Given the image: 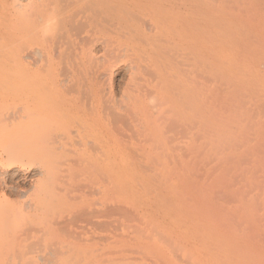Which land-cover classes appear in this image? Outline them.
Instances as JSON below:
<instances>
[{"label":"bare ground","instance_id":"obj_1","mask_svg":"<svg viewBox=\"0 0 264 264\" xmlns=\"http://www.w3.org/2000/svg\"><path fill=\"white\" fill-rule=\"evenodd\" d=\"M235 1L0 0V75L7 94L13 89L15 96L4 130L12 132L19 143L17 147L8 144L10 148L0 152V161L5 158L8 165L31 163L47 177L38 178L30 187L33 198L38 199L33 204H29L31 199L27 202L33 211L41 210L51 198L54 167L60 163H67L68 170L82 167L92 183L100 184L67 183L62 189L65 199H74V209L63 218L43 222H51L52 230L41 223L38 230L23 231V236L50 230L57 239L54 234L58 231L63 237L58 246L64 250L73 247L71 252L66 250L71 256L68 259L97 255L95 248L102 257L113 253L111 219L116 207L110 202L111 167L114 162L132 163L134 155L129 147L133 145L141 151V156L137 155L141 160L173 163L181 162L206 141L207 94L203 89L197 94L190 87L198 81L196 75L200 79L205 76L208 6ZM182 53L198 58L199 64H187L184 77L179 66ZM122 72L126 81L117 94L107 85H113L115 73ZM179 128L183 132L179 133ZM164 141L175 144L158 150ZM173 149L177 153L168 156ZM155 152L154 157L148 156ZM18 171L21 178L26 177L24 169ZM48 185H52L51 190ZM10 186L0 182V197L7 195ZM23 206L12 205L10 214L17 217L26 213ZM7 213L0 200V264H14L25 257L21 247L16 250L18 229L7 230ZM164 214L163 231L177 234L187 249V219L180 213ZM36 258L32 257L34 264L40 262Z\"/></svg>","mask_w":264,"mask_h":264},{"label":"rangeland","instance_id":"obj_2","mask_svg":"<svg viewBox=\"0 0 264 264\" xmlns=\"http://www.w3.org/2000/svg\"><path fill=\"white\" fill-rule=\"evenodd\" d=\"M207 11L205 76L200 79L196 75L198 81L190 87L197 94L202 89L207 94L206 141L195 146L187 158L173 163L163 159L162 162L152 160V163L141 160L137 146L129 147L134 155L131 156L132 163L131 160L128 163L114 162L116 164L111 167L110 202L113 208L116 207L113 213L116 215L111 219L114 228L111 226L110 252L113 253L102 257L100 249L95 248L97 255L86 259H68L71 256L66 250L71 252L73 247L66 246L64 250L58 246V240L63 237H59L61 234L58 235L56 228L54 236L57 234L58 238L51 236V222L48 226L46 222L63 218L74 209V199H65L62 189L67 183L100 184L92 183L93 179L83 172L82 167L68 170L67 163H60L54 167V183L53 179L50 182L53 187L49 186L50 183L48 185V189H52L51 198L41 210L33 211L31 207L28 209L27 202L31 199L29 204H33L38 199L33 198L35 195L31 194L30 187L47 177L40 174L36 165L27 163L30 164L28 168L26 163L25 166L20 163L8 165L2 158L0 182L11 185V189L7 188V195L0 197L1 203L8 208L7 230L10 227L18 229L15 231L16 250L19 246L25 253V257L16 259L14 264H34L32 257L40 260L35 264H264V0L210 4ZM182 54L183 62L179 66L180 75L184 77L183 69L187 64H199L198 58ZM116 74L112 80L114 84L107 87L112 86L111 89L120 94L126 75L123 72ZM2 79L3 83L4 77ZM2 90L0 152L11 143L15 144L14 147L19 144L12 132L4 130L7 115L12 111L14 90L10 89L8 94L4 87ZM153 103L150 102V107ZM179 130V133L183 132L182 128ZM172 143L175 144L174 141L160 142L158 150L173 146ZM176 153L173 149L168 156ZM19 168L26 171L25 178H21ZM12 186H15L13 190ZM21 203L27 205L23 212L30 210V213L12 216L9 208L14 204L21 206ZM170 203L176 207H171ZM164 211L183 214L187 219L190 233L187 249L180 244L177 234L163 231L162 217L167 215ZM41 223L50 229L48 235L42 232L35 233L36 236L22 235L25 230L33 232L35 227L38 230ZM129 226L130 230L126 228ZM118 250L123 252L122 255Z\"/></svg>","mask_w":264,"mask_h":264},{"label":"crops","instance_id":"obj_3","mask_svg":"<svg viewBox=\"0 0 264 264\" xmlns=\"http://www.w3.org/2000/svg\"><path fill=\"white\" fill-rule=\"evenodd\" d=\"M3 79L0 75V106H1V103H2V88H3V83H2Z\"/></svg>","mask_w":264,"mask_h":264}]
</instances>
